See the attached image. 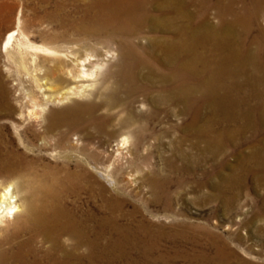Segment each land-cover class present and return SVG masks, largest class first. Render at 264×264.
Returning <instances> with one entry per match:
<instances>
[{"label": "bare ground", "instance_id": "obj_1", "mask_svg": "<svg viewBox=\"0 0 264 264\" xmlns=\"http://www.w3.org/2000/svg\"><path fill=\"white\" fill-rule=\"evenodd\" d=\"M0 42L20 97L28 98L17 108L0 70V116L19 111L0 122V167L20 170L40 158L45 148L29 137L32 124L56 160L35 180L19 182V192L29 190L22 201L14 179L1 183L0 224L15 226L0 237V264H113L117 248H154L145 217L130 221L141 211L128 212L124 197L90 182L92 168L119 187L112 171L129 156L169 154L164 173L145 179L156 204H171L173 183H186L172 172L204 168V178L192 182L212 187L225 213L240 212L239 228L262 219L253 193L264 191V0H0ZM96 80V93L75 100ZM115 126L121 132L111 153L95 139ZM263 233L264 223L250 236ZM209 238L192 261L256 264L228 238Z\"/></svg>", "mask_w": 264, "mask_h": 264}, {"label": "rangeland", "instance_id": "obj_2", "mask_svg": "<svg viewBox=\"0 0 264 264\" xmlns=\"http://www.w3.org/2000/svg\"><path fill=\"white\" fill-rule=\"evenodd\" d=\"M6 53L7 52H5L2 49V43L0 42V70H1V73L3 76V79L8 83V85L11 88L12 93H11V99L10 100H12L13 104L16 105L17 108H19L23 104V101L27 100L28 98L23 99V97H20L21 90L17 89V87L19 85V81L16 77L14 66L11 64ZM9 63L11 65H9ZM99 82H100L99 80H96L93 85L88 86V90L85 92V94L74 96V97H76L75 100H77V101L88 100L94 94V92L95 93L97 92V89H98L97 87H100V85H101V83H99ZM87 84H89L88 81H87ZM27 87H28V89H27ZM26 89L31 90L29 82L26 83ZM91 93H92V95H91ZM72 102H73L72 100H67V102L66 101L62 102L63 104L62 103L56 104L55 107H58V108L64 107L66 105H70ZM243 106H247V103H244ZM18 112L19 111H17L15 113L16 117L15 116H12V117L0 116V122H6V121H9L10 119H13V118L18 119L17 118V116H19ZM158 128H159V131H162V129H163V127L161 125H158ZM27 129H28L27 130L28 135L30 138H32L35 145L42 146L45 149H42L40 152L38 151L39 153H37V155L40 158H37L38 160L36 162L25 165V167H23L20 170H14L13 171V170H7L6 168L0 167V185H1V183L3 184V181H4V183H7V182H10L11 180L14 179L10 183H15L17 193L19 192V187H18L19 182L24 181L25 183H28L29 181L35 180V178H37V175L45 172V170H46L45 164L47 162H51V163L56 162V160L49 153V150L50 151L53 150L52 146L49 143L46 144L47 143L46 139L41 137L38 134L39 130H37V129H40V127L35 125V124H32V125H29V127H27ZM6 130H7V132H9V134L14 139H16L11 124H8ZM112 130L114 131V134L108 135L107 137H97V139H95V140L97 142V145L103 144V145H101V147L106 148L111 153H114V148L117 146L116 144L118 142V139L120 138L121 128L119 126H115V127H112ZM178 133H180V132H178ZM135 134H136V132L133 133L134 138L136 139ZM77 137H78V135H74L72 137V139L73 138L76 139ZM18 147H19L20 151L26 152L30 156H32V154L27 152L24 147H20V146H18ZM46 149H48V150H46ZM90 156L92 159L91 154H90ZM168 156H169V154H165V156H164L163 154L158 152L155 155H150V156H148V155L147 156L136 155L133 157L129 156L128 158H124L123 161H124L125 165H122L121 167L115 169V171H112L113 172L112 173L113 178L118 180V186L119 187H117V188L112 187L104 179V177H102L100 175V173L97 172L96 169L91 168V172L94 176L90 180L91 183L96 184L97 182H103L108 186L109 193L119 194L120 196L124 197L127 200L125 209L128 212H130V210H131V212L134 213V211L136 209L141 211L140 214H138L137 216H134L135 218L132 217V219L130 221L133 224H136V222H139L138 221L139 219H141L142 217H145V218H143L145 220V222L148 223V225L150 224V226L148 227L149 228L148 237L150 238V240L147 237V241H149V243L152 242L155 245L154 248H152V249L147 248V247L141 248L138 250L128 249V250H130L129 253H128V251H126V253H124V251H122V249L117 248V250H115L113 252V257H114L113 262H115L113 264H116V263L117 264H133V263L139 264L140 262H141L140 264H142V263L143 264H197L195 261H192L193 255H194V257L196 255L200 256L201 250H203V248H205L204 245L206 243H208L210 240V238H209L210 235H217V236L222 237L224 239H225V237L228 238L231 246L234 249L236 248L235 250H237V252H239V254L241 256L252 261L253 263L256 262V264H264L263 263L264 262V260H263L264 259V233L261 236L257 235V234L250 236V233H252V232L256 233L257 232L258 225L264 223V194H263L264 191L261 190V193L260 192H257V193L254 192L253 193L255 198L257 200H259L258 202H260V206H261L260 212L263 215L262 219L258 220V222L256 224L249 225L245 229L238 227L239 221L241 220L240 212L234 211L231 213H225V210L223 209L224 206L222 205V203L218 200H215V199L213 200V198L211 197V193L214 192V189L212 187L203 186L201 189V188H197L194 185V182H192L194 180V178H197V179H203L204 178V175L202 172L204 168L203 169L197 168V170H195L191 173H188V174L183 173L182 175L178 171L172 172L170 175L173 176L174 179H177L179 177V175L180 176L186 175L185 177H186L187 181L185 180L186 183H183V184L179 183L180 185H178L177 182L173 183V186L171 188L172 193L171 192L169 193V201L171 204L167 205V203H165V202H161V203L156 204L152 201V198H153L152 191L150 190L149 184L145 181V179L148 177H152L155 173H157L159 171H162V173H164V171L166 170L165 158ZM228 158L231 162L235 161L233 153L228 155ZM59 163H60V165H63L64 161L60 160ZM205 168L208 169V167H205ZM229 171H230V168H227L226 172H229ZM60 174L62 175V177H64L66 180H68V178L66 177V174L63 170L60 171ZM142 178H143V180H142ZM68 181L70 182V180H68ZM26 188L27 187H23V191H20L18 193L19 194L18 197L20 198L21 201L26 196L29 195V190H26ZM204 188H206V189H204ZM205 195H207V196H205ZM201 200H202V202H201ZM207 200H209L210 202ZM251 206H252V204L248 205V207H250L249 208L250 210L253 208ZM22 214H19L16 217L17 221L15 224L20 223V222H18V220L21 221V219L23 218ZM131 215H134V214H131ZM180 221H181V223H180ZM14 226L15 225L12 223H5L2 225L0 224V237L7 234L8 232H10V230L13 229ZM154 230H156V232ZM151 231H153V232H151ZM233 231L234 232L239 231L240 233L245 235V238H242V239L236 238V240L233 238H230L229 236L231 235V233H233ZM188 232H189V237H192L191 239L193 241L191 239L187 238L186 236H184ZM199 232H200V234H199ZM175 234H177V235H175ZM151 237H153V238H151ZM185 240H187V241H185ZM157 241H158V243H157ZM192 242H194V243H192ZM201 242H202V244H201ZM248 247L252 248V251L255 255L248 253L247 251L244 250ZM118 249H119V251H118ZM142 249L145 251H143ZM195 249H197V250H195ZM141 251H142V253H141ZM135 252L136 253L139 252L140 254L139 253L136 254ZM147 252H148V254H147ZM257 252L262 253V254H260L261 256ZM122 253H124L125 255ZM162 253H163V255H160ZM188 254H190V255H188ZM132 256L133 257L135 256V257L133 258ZM155 257H156V259H158V257H159V259L156 260ZM145 262H147V263H145ZM198 264H202V263L200 262Z\"/></svg>", "mask_w": 264, "mask_h": 264}]
</instances>
